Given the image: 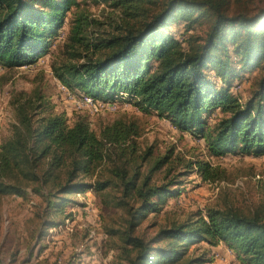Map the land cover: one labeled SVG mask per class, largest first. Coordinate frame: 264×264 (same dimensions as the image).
<instances>
[{
	"label": "trees",
	"instance_id": "obj_1",
	"mask_svg": "<svg viewBox=\"0 0 264 264\" xmlns=\"http://www.w3.org/2000/svg\"><path fill=\"white\" fill-rule=\"evenodd\" d=\"M101 1L125 17L115 26L116 34L98 40L90 27L99 22L78 0H0V67L32 65L47 55L74 8L63 56L51 64L68 89L102 101L126 92L125 101L139 111L153 112L180 133L202 138L211 156L264 155V6L250 10L242 0H235V6L231 0ZM181 21L185 31L204 22L208 28L204 36L179 40L168 27ZM259 68L263 74L241 103L231 91L233 81ZM40 99L37 94L16 106L12 135L0 144V194L22 195V182L51 183L45 209L57 212L77 203L71 195L118 185L117 205L127 206L124 251H134L132 257L128 254L129 264H199L203 259H186L185 254L203 241L223 243L240 264H264V211L244 214L210 207L205 216L172 223L148 239L135 235L144 219L182 192L175 176L152 182L154 173L169 164L174 148L156 157L151 147L139 151L135 120L118 118L96 133L85 116L71 125L64 114L38 117L49 109ZM215 110L222 117L208 128L207 118ZM189 164L206 181L221 178L209 162ZM102 168L109 177L84 181Z\"/></svg>",
	"mask_w": 264,
	"mask_h": 264
},
{
	"label": "rangeland",
	"instance_id": "obj_2",
	"mask_svg": "<svg viewBox=\"0 0 264 264\" xmlns=\"http://www.w3.org/2000/svg\"><path fill=\"white\" fill-rule=\"evenodd\" d=\"M91 18L98 24L90 27L92 38H108L116 34L115 26L121 25L125 17L121 9L109 7L101 0H78ZM250 10L264 6V0H242ZM232 6L238 5L231 0ZM73 8L58 35L53 39L47 55L32 65L5 69L0 67V144L11 137L12 125L16 123V106L40 94L47 114H64L71 125L77 117L85 116L96 133L101 126L115 119L135 120L140 127L135 138L139 151L152 148V157L164 155L174 148L171 160L153 175L152 182L161 183L175 176L182 185L181 194L170 199L156 214L142 221L134 234L145 239L152 237L160 228L172 223L195 220L205 216L208 208H233L244 214L264 211V155L225 154L211 156L205 141L200 137L180 133L169 121L158 118L153 112L143 113L131 102H123L115 112L88 114L74 107L72 96L78 93L67 88L69 95L61 90L51 64L62 58V47L66 40ZM206 22L194 24L185 31L184 22L168 27L177 39L190 34L204 36ZM182 42V47L186 43ZM231 50V49H230ZM232 63L237 59L229 51ZM263 68L243 73L233 81L231 91L243 103L255 88ZM60 82V81H59ZM62 84V83H61ZM38 100H35V103ZM41 108L38 109V112ZM219 110L207 118L208 128L221 118ZM172 137L175 141H173ZM202 160L218 167L221 178L214 181L202 179L190 162ZM148 163L143 165L146 170ZM180 174V175H178ZM183 174V175H181ZM109 177L102 168L98 174L83 177L85 182L95 178ZM22 195L0 194V264H129L133 252L124 251L121 237L125 229L127 206H118L119 186H110L103 191L92 190L71 195L77 203L64 206L61 211L46 210V194L52 184L42 186L35 182H22ZM39 188L40 191H35ZM47 222H57L48 227ZM186 259L201 258L199 264H240L235 254L223 243L212 246L203 241L187 248Z\"/></svg>",
	"mask_w": 264,
	"mask_h": 264
},
{
	"label": "built area",
	"instance_id": "obj_3",
	"mask_svg": "<svg viewBox=\"0 0 264 264\" xmlns=\"http://www.w3.org/2000/svg\"><path fill=\"white\" fill-rule=\"evenodd\" d=\"M26 66H29V65H26ZM26 66H21V67H26ZM57 82L60 84L61 90H63L67 94V96H70L67 88L63 84H61V82H59L58 80ZM127 96L128 95L126 92H120L117 95L116 100L102 101V100L94 99L93 97L89 95L81 94L75 97L72 96L71 99L74 101L75 109L82 110V111L85 110V112H87L88 114L89 113L96 114V113L105 112V111L110 112V113L117 111L120 108L121 104L125 102V98ZM172 139L173 141H175L173 137Z\"/></svg>",
	"mask_w": 264,
	"mask_h": 264
}]
</instances>
